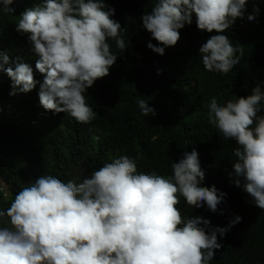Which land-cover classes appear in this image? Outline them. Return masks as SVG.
<instances>
[{"label":"clouds","instance_id":"9594fccd","mask_svg":"<svg viewBox=\"0 0 264 264\" xmlns=\"http://www.w3.org/2000/svg\"><path fill=\"white\" fill-rule=\"evenodd\" d=\"M247 3L157 0L141 16L143 29L158 42L150 40L147 47L165 55L181 39L180 29L195 22L201 32L215 33L199 48L204 69L226 75L244 56L226 33L237 19L255 22L259 17L255 2L246 15ZM105 4L107 0H0V12L17 16L12 31L27 36L32 47L26 58L11 52L9 43H0V80L11 97L31 96L23 102L25 119L15 134L35 133L60 113L82 124L95 119L84 93L110 74L128 47L121 36L124 29L111 18L115 8ZM137 103L145 117L156 115L147 101ZM207 108L208 123L238 145L232 170L223 171L222 186L208 181L214 169L206 167L209 158L195 148L182 157L165 154L172 169L167 177L146 161L154 158L153 151L142 148L126 155L115 146L110 153L118 158L99 163L91 176L80 177L77 166L60 178L43 174L19 192L0 180V191L15 195L0 210V264H209L214 256L222 258L215 255L218 249L241 255V264L251 256L261 259L248 252L245 235L230 240L227 235L249 212L264 213V114L258 115L264 111V90L256 83L238 98L218 103L212 97ZM3 112L0 102V118ZM203 122L185 124L192 128ZM29 145H15L21 150L5 166ZM139 157L145 158L146 169ZM181 198L198 214H181ZM225 209L230 213H222ZM251 264L259 263L253 259Z\"/></svg>","mask_w":264,"mask_h":264},{"label":"trees","instance_id":"16d2710c","mask_svg":"<svg viewBox=\"0 0 264 264\" xmlns=\"http://www.w3.org/2000/svg\"><path fill=\"white\" fill-rule=\"evenodd\" d=\"M107 1L109 4H105L106 7H114L116 10L114 16H112L111 18L118 21L121 25V28L124 29L121 32V36L125 40V43L127 42L126 45L128 44V48L125 50L122 56H118V61L110 69V74L102 78V80H96L94 85L88 89L89 96L85 97L86 103L90 105L97 113L95 119H93L91 123H89L90 126H88V124H83V127L77 128L76 125L80 124L79 122L73 120V117H71L69 114L60 113L56 114L55 116L53 115L52 118H48L43 124L39 125L37 127L38 131L35 133L15 134V129L18 128L25 119V109L23 102L25 99H28L31 96L21 97L19 98V100L17 97H11L9 95L7 84L0 80V102L3 104L4 107V112L2 116L4 118H0V180L6 185V188H9L10 191L17 192L18 190L19 192L25 186H31V183H33L37 178L40 177L37 176V173L33 169L24 168L22 166V158L26 154H33L31 157V161L33 162L37 160L38 156L41 158L38 163L43 162V164L45 165V167L41 171L42 175L51 174L60 178L59 175L64 177L70 171V169H73L74 167L78 166V175L80 177H82L83 175H86V177L91 176L90 173H92L93 170L97 168L99 163L108 159L113 161L115 158H118V156H115L110 153L112 152V149L115 146H119L122 152H124L126 155L133 154L131 150L135 151L137 149L129 148L128 143L130 141L144 142L146 140L147 129L150 131V133L153 134L154 132H158L157 130L167 131L169 129H172L173 131H176L174 132V134H177L178 124L184 125L191 119H200V121L203 120V125L205 123H208L209 112L207 104L210 102V99L212 97H216L218 103L227 101L229 99L238 98L239 95H243L247 92H250L252 87L255 86V84L258 82L261 83L262 90H264V61L262 60L264 59V0H248L246 15L247 13H250L252 11L253 2L257 3L260 8V13L257 21L249 22L246 17L244 19H237L232 28L229 29L226 33L227 35H229L230 39L233 38L235 41L238 42V46L244 49V56L241 58L239 65L234 66L230 70V72L228 73L230 76L228 74V76H226L218 72L206 71L200 60L199 48L201 44L204 43L210 35L215 33L201 32L197 29L195 22H193L192 25H188L185 26L183 29H180L181 39L178 41L177 45L174 47L166 48L165 55L161 56L152 52L149 48L146 47L149 40H151L153 44H157V41L151 37L150 33H147V31L143 29L141 20L142 14L144 12H149L152 6H154V4L157 2V0ZM146 2H148L150 6ZM145 8L147 11L145 10ZM16 21L17 16L15 13L12 14L0 12V43L3 47H6L7 43H9L11 45V52L21 54L24 57L29 58L32 56L30 50V48L32 47L28 43L27 36L23 38L19 35L18 37V35H16L12 31L13 24ZM139 30L140 33H138ZM129 40L134 42L130 43ZM109 43L111 45L112 51L116 52L117 49L115 47L114 41L110 40ZM7 49H9V47H7ZM144 49H146V51ZM1 51L7 50L5 49ZM126 51H129V53H127ZM247 58L249 59V61ZM260 59L263 62H261ZM251 60L254 63L250 62ZM131 61L134 63H132ZM125 63L127 64V66H125ZM249 63H251V65L253 66H251ZM118 66L120 68H118ZM124 67L126 70L124 69ZM193 67L195 68L193 69ZM157 69H162V72L160 74H157ZM117 72L119 73L117 74ZM235 72L241 77L238 76ZM253 73L255 74V76H253ZM231 74H233V77ZM234 74L237 76H234ZM123 76L124 79H122ZM132 77L135 80L132 79ZM126 78H128L129 81L131 80L129 82V85L125 81L127 80L128 82V79ZM137 78L139 80H137ZM228 78L230 79V82ZM249 78H251L252 80ZM134 81L136 84L135 86ZM118 82L121 83V86ZM124 82L126 83V86ZM139 84L141 86H139ZM243 84L245 86H243ZM129 86H134V88ZM220 86L225 89L222 90V87ZM226 90L229 91L227 92ZM138 92L140 94H138ZM138 95L142 97L138 98ZM170 97H175L173 98L175 99L172 102L173 104L171 103L172 99L168 101ZM141 99L147 101L149 106L155 109L156 115L153 116L150 114L148 117L142 115L137 103ZM193 99L194 101L196 99V102L192 101ZM169 102L170 104H168ZM161 103L164 105H162ZM161 105L163 109H161ZM115 106L120 107H117L118 111L114 109ZM125 109L127 110V113ZM189 110L192 114L194 112V115H192ZM203 111L205 112V114ZM162 112L165 115H163ZM202 113L206 116L202 115ZM262 114H264V111L260 113V115ZM118 115L120 116L118 117ZM156 118H158V120L160 121H158ZM149 120L151 121L148 123ZM74 122H76L77 124ZM57 126L59 128H57ZM68 126L70 127L71 131L69 130ZM116 127H118V129ZM113 129H115V132ZM60 131L63 135L60 134ZM112 131L114 132V134ZM67 132L68 134H66ZM213 136L214 133L208 132L205 133V135H202V138ZM65 137L66 139H68L67 141L65 140ZM96 137H99V139H97ZM69 139L71 140L69 141ZM148 142L150 144L152 143L151 140H148ZM160 142H166V140H158L157 144H159ZM27 143H29L30 145L26 150H24L26 154L22 152V154H20V157L17 159L18 163L20 164V168L18 169L13 165L7 166L6 168L4 161L10 155L1 146L14 147L17 144ZM108 145H110L112 149ZM113 145L115 146L113 147ZM104 146L105 150L108 151L107 155L103 154L102 152ZM237 146L238 145L235 143V141H230L228 153L229 158L227 157L222 162V164H220L218 170H214L208 176L209 182L216 183L219 186L223 185V171L232 170V162H234L232 160L235 159V157L232 155V152ZM149 151H153V149L150 148ZM153 152L155 155L153 159L157 161H154L153 167L160 174H162L163 171L167 170L168 168H170L169 171L172 170L171 164L166 161L165 154L168 156H179L181 154V152L176 151V148L165 152L163 147L156 148ZM159 158L162 159L159 160ZM137 159L139 162L142 160V163L146 166L145 158L139 157ZM206 167H211V164L209 165L207 162ZM15 170H18V172ZM17 179H20L21 181ZM22 180H24V184ZM20 184L22 185V188ZM14 186L17 187L14 188ZM3 193V191H0V202L2 203H0V210L7 209L13 200L10 198H14V196L9 197L6 196L5 193ZM242 199H244V197ZM185 204L186 201H181L180 204L177 205V207L180 208ZM262 214L263 213H261L260 215L256 213L252 214L249 212L250 216L248 215L249 217L247 216L246 218L248 222L247 220H245L241 226L233 229L227 235L228 240L234 239L236 236L242 238L243 235H245L248 245V252L255 255H259L260 257L261 254L259 253V251L250 247V239L255 238L254 244L262 243V237H260L259 235V233H261L264 236V216H261ZM260 260H262V258Z\"/></svg>","mask_w":264,"mask_h":264},{"label":"bare ground","instance_id":"6f19581e","mask_svg":"<svg viewBox=\"0 0 264 264\" xmlns=\"http://www.w3.org/2000/svg\"><path fill=\"white\" fill-rule=\"evenodd\" d=\"M146 3H148V2H146ZM154 3H155V1H154ZM153 3V4H154ZM260 3V2H259ZM261 4V3H260ZM148 5H149V3H148ZM126 6V5H125ZM130 6V5H129ZM150 6V5H149ZM153 7V6H152ZM127 8V7H126ZM130 9H131V7H130ZM132 9H133V7H132ZM124 10H125V8H124ZM123 10V11H124ZM145 10H146V8H145ZM147 11V10H146ZM149 11V10H148ZM127 12V11H126ZM129 12V11H128ZM130 13V12H129ZM131 13H132V11H131ZM127 14V13H126ZM125 15V14H124ZM128 15H130V14H128ZM127 17V16H126ZM126 20V19H125ZM135 22V21H134ZM131 28H133V27H131ZM246 30V29H245ZM135 32H138V31H135ZM138 33H140V30H139V32ZM148 33V32H147ZM147 33H146V35H147ZM133 34V33H132ZM137 35V34H136ZM141 35V34H140ZM143 35V34H142ZM131 37V36H130ZM141 37H143V36H141ZM140 38V37H139ZM147 38V37H146ZM129 39V38H128ZM135 39V38H134ZM141 39V38H140ZM130 41V43L131 42H134V41H131V40H129ZM128 41V42H129ZM150 41V40H149ZM191 41V40H190ZM193 41V40H192ZM127 43V42H126ZM129 43V44H130ZM158 43V42H157ZM154 44H156V43H154ZM190 44V43H189ZM189 44H188V46H189ZM128 45V44H127ZM132 46V45H131ZM187 46V45H186ZM147 47V46H146ZM145 47V48H146ZM180 47V46H179ZM184 47V46H183ZM128 48V47H127ZM129 48H130V46H129ZM148 48V47H147ZM130 50V49H129ZM145 51H146V49H144ZM185 50V49H184ZM264 51V50H263ZM127 52V51H126ZM248 52V51H247ZM127 53H129V51L127 52ZM130 55V54H129ZM125 56V55H124ZM259 56H260V54H259ZM261 56H262V54H261ZM255 57V56H254ZM261 58V57H260ZM121 59V58H120ZM131 59V58H130ZM130 59H129V61H130ZM248 59V58H247ZM256 59V58H255ZM262 59V58H261ZM260 59V60H261ZM259 60V59H258ZM257 60V61H258ZM263 61H264V59H262ZM261 60V62H263ZM118 61V60H117ZM121 61V60H120ZM248 61H249V59H248ZM132 62V61H131ZM197 62V61H196ZM250 62H253L252 60L250 61ZM256 62V61H255ZM122 63V62H121ZM132 63H134V62H132ZM254 63V62H253ZM123 64V63H122ZM130 64V63H129ZM250 65H251V63H249ZM264 64V63H263ZM131 65V64H130ZM249 65V66H250ZM258 65H259V63H258ZM121 66H123V65H121ZM125 66H127V64L125 63ZM193 66H195V65H193ZM248 66V67H249ZM251 66H253V65H251ZM118 68H120L119 66H118ZM131 68V67H130ZM129 68V69H130ZM195 67H193V69H194ZM124 69H125V67H124ZM128 69V70H129ZM258 69V68H257ZM264 69V68H263ZM263 69H262V73H263ZM126 70V69H125ZM238 70V69H237ZM117 71V70H116ZM115 71V72H116ZM191 71V70H190ZM235 71V70H234ZM127 72V71H126ZM133 72V71H132ZM257 72V71H256ZM119 72H117V74H118ZM236 73V72H235ZM261 73V74H262ZM116 74V75H117ZM128 74V73H127ZM237 74V73H236ZM250 74V73H249ZM259 74V73H258ZM115 75V74H114ZM131 75V74H130ZM225 75V74H224ZM229 75V74H228ZM227 74H226V76H228ZM232 75V77H233V74H231ZM238 76H240L239 74H237ZM237 75H235L234 74V76H237ZM251 75H252V73H251ZM260 75V74H259ZM112 76V75H111ZM121 76V75H120ZM230 76V75H229ZM253 76H255V74L253 73ZM258 76V75H257ZM130 77V76H129ZM159 77H160V75H159ZM158 77V78H159ZM225 77V76H224ZM241 77V76H240ZM261 77V76H260ZM150 78V77H149ZM254 78V77H253ZM113 79V78H112ZM118 79V78H117ZM119 79H120V77H119ZM122 79H124V76H123V78ZM126 79H128V78H126ZM132 79H134L133 77H132ZM240 79V78H239ZM249 79H251V78H249ZM255 79V78H254ZM259 79V78H258ZM100 80V79H99ZM102 80V79H101ZM135 80V79H134ZM137 80H139L138 78H137ZM226 80V79H225ZM224 80V81H225ZM228 80H229V82H230V79L228 78ZM252 80V79H251ZM264 80V79H263ZM104 81V80H103ZM117 81V80H116ZM123 81V80H122ZM121 81V82H122ZM126 81V83H128V85H129V82L131 81H129V79H128V82H127V80H125ZM254 81V80H253ZM257 81V80H256ZM261 81H262V79H261ZM260 81V82H261ZM103 83V82H102ZM119 83V82H118ZM125 83V82H124ZM123 83V84H124ZM126 83H125V86H126ZM232 83V82H231ZM259 83V82H258ZM133 84V83H132ZM145 84V83H144ZM226 84V83H225ZM119 85L121 86V83H119ZM136 84H135V81H134V86H135ZM224 85V84H223ZM222 85V86H223ZM228 85H229V83H228ZM228 85H227V87H228ZM246 85H248V84H246ZM134 86H129V87H133L134 88ZM139 86H141L140 84H139ZM222 86H220V87H222ZM232 86V85H231ZM243 86H245L244 84H243ZM101 87V86H100ZM128 87V86H127ZM226 87V88H227ZM247 87V86H246ZM251 87V86H250ZM138 88V87H137ZM230 88V87H229ZM141 89V88H140ZM143 89V88H142ZM222 90L223 89H225V88H221ZM231 89V88H230ZM136 90V89H135ZM227 92L229 91V90H226ZM237 91V90H236ZM99 92V91H98ZM127 92H129V91H127ZM117 93V92H116ZM118 94V93H117ZM138 94H140L139 92H138ZM84 96L86 97V96H89V90H87L85 93H84ZM139 96V97H138ZM137 97L138 98H140V97H142V96H140V95H138ZM168 97V96H167ZM167 97H165V98H167ZM135 98H136V96H135ZM137 98V99H138ZM173 98H175V97H173ZM173 98H171L170 97V99L168 100V101H170L171 99H172V101H171V103L173 102V100H175V99H173ZM15 100V99H14ZM18 100H19V98H18ZM180 100V99H179ZM17 101V100H16ZM167 101V100H166ZM192 101H194V99L192 100ZM199 101V100H198ZM14 102V101H13ZM133 102V101H132ZM194 102H196V99H195V101ZM16 103V102H15ZM162 104V103H161ZM168 104H170V102L168 103ZM173 104V103H172ZM175 104V103H174ZM201 104V103H200ZM13 105V104H12ZM162 105H164V104H162ZM162 105H161V107H162ZM188 105V104H187ZM168 106V105H167ZM178 106V105H177ZM180 106V105H179ZM118 108H120L119 106H117ZM116 106H115V108L114 109H118ZM165 107V106H164ZM176 107V106H175ZM174 107V108H175ZM190 107V106H189ZM172 108V107H171ZM183 108H185V107H183ZM182 108V109H183ZM161 109H163V107L161 108ZM167 109H169V108H167ZM113 110V109H112ZM171 110V109H170ZM181 110V109H180ZM194 110H195V108H194ZM194 110H192V111H194ZM118 111V110H117ZM117 111H116V114H117ZM121 111V110H120ZM119 111V112H120ZM123 111H124V108H123ZM122 111V112H123ZM125 111H126V113H127V110L125 109ZM158 111V110H157ZM177 111V110H176ZM188 111V110H187ZM190 111V110H189ZM106 112V111H105ZM109 112V111H108ZM129 112V111H128ZM161 112V111H160ZM166 112V111H165ZM170 112H172V111H170ZM174 112V111H173ZM197 112V111H196ZM199 112V111H198ZM201 112V111H200ZM204 112V111H203ZM111 113V112H110ZM124 113V112H123ZM159 113V112H158ZM163 113V112H162ZM177 113V112H176ZM175 113V114H176ZM190 113H191V111H190ZM207 113V112H206ZM121 114V113H120ZM192 114V113H191ZM199 114V113H198ZM204 114H205V112H204ZM203 113H202V115H204ZM122 115V114H121ZM124 115V114H123ZM126 115V114H125ZM128 115H131V114H128ZM163 115H165L164 113H163ZM192 115H194V112H193V114ZM195 115H196V113H195ZM258 115H260V113L258 114ZM6 116V115H5ZM120 115H118V117H119ZM127 116V115H126ZM201 116V115H200ZM204 116H206V115H204ZM203 116V117H204ZM117 117V118H118ZM125 117V116H124ZM123 117V118H124ZM132 117V116H131ZM134 117V116H133ZM162 117V116H161ZM164 117V116H163ZM194 117V116H193ZM199 117V116H198ZM2 118H4V117H2ZM52 118V117H51ZM69 118V117H68ZM196 118V117H195ZM70 119H71V117H70ZM122 119V118H121ZM132 119V118H131ZM150 119V118H149ZM154 119V118H153ZM157 120H158V118H156ZM160 119V118H159ZM73 120H75L74 118H73ZM73 120H72V122H73ZM123 120V119H122ZM129 120V119H128ZM151 120H152V118H151ZM151 120H149L148 121V123L151 121ZM156 120V121H157ZM50 121V120H49ZM71 121V120H70ZM155 121V122H156ZM158 121H160V120H158ZM157 121V122H158ZM203 121V120H202ZM54 122V121H53ZM153 122V121H152ZM74 123H76V122H74ZM112 123H115V122H112ZM112 123H110V124H112ZM121 123V122H120ZM161 123V122H160ZM204 123V122H203ZM77 124V123H76ZM88 124V126H90V124L89 123H87ZM109 124V123H108ZM157 124V123H156ZM106 125V124H105ZM120 126H122V125H120ZM128 126V125H127ZM139 126H141V125H139ZM138 126V127H139ZM172 126H174V125H172ZM69 127V126H68ZM71 127H72V124H71ZM76 127L77 128H81V127H83V124L82 123H80V124H77L76 125ZM100 127V126H99ZM107 127V126H106ZM119 127V126H118ZM118 127H116L117 129H118ZM125 127V126H124ZM57 128H59L58 126H57ZM74 128V127H73ZM112 128V127H111ZM127 128V127H126ZM129 128V127H128ZM137 128V127H136ZM59 130V129H58ZM69 130L71 131V129H70V127H69ZM104 130V129H103ZM112 130V129H111ZM114 130V132H115V129H113ZM76 131V130H75ZM85 131H86V129H85ZM140 131V130H139ZM158 132H154V134L153 133H150V131L147 129L146 130V140L144 141V142H132V141H130L129 143H128V146H129V148H132V149H142V148H144V149H153V151L156 149V148H160V147H163L164 148V151L165 152H167V151H169V150H171V149H174V148H176V151L177 152H181V154L178 156V157H182V155H183V153L184 152H190L193 148H195L197 151H198V153H199V155H202V156H207L208 158H209V162H208V164L210 165L211 164V167H208L209 169H214V170H218V167L220 166V164H222V162L228 157L229 158V156H228V153H229V147H230V141H232V140H225L224 138H223V136H222V134H220L219 132H218V130L213 126V125H211V124H209V123H205L203 126H194V127H192V128H187L186 127V124H184V125H182V124H178V129H177V134H174V132H176V131H173L172 129H169V130H165V131H162V130H157ZM215 131H217V132H215ZM113 132V131H112ZM114 132H113V134H114ZM208 132H212V133H214V136L213 137H206L205 139H203L202 141H195V138L196 137H198V136H201V135H205V133H208ZM74 133V132H73ZM60 134L61 135H63L62 133H61V131H60ZM66 134H68V132L66 133ZM43 135V134H42ZM48 135V134H47ZM65 135V134H64ZM72 135V134H71ZM71 135H70V137H71ZM57 136H58V134H57ZM151 136V137H150ZM74 137V136H73ZM112 137V136H111ZM24 138V137H23ZM46 138V137H45ZM67 138H68V136H67ZM108 138V137H107ZM40 139H41V137H40ZM44 139V138H43ZM73 139V138H72ZM109 139V138H108ZM162 139H165L166 140V142H160L159 144H157V141L158 140H162ZM65 140L67 141L68 139H66V137H65ZM71 139H69V141H70ZM148 140H151V144L148 142ZM23 141V140H22ZM22 143H24V142H22ZM32 143V142H31ZM66 143H68V142H66ZM20 145V144H19ZM65 145V144H64ZM73 145V144H72ZM111 145V144H110ZM110 145H108L111 149H112V147L110 146ZM115 145H113V147H114ZM7 153H9V155H12L13 153H15V152H18V151H20L21 150V148L19 147V146H14V147H3V146H1ZM68 147V146H67ZM76 149H78V148H76ZM72 152V151H71ZM103 154H105V155H107V152L108 151H106L105 150V146H104V148H103ZM25 153V152H24ZM74 153V152H73ZM160 153V152H159ZM26 154V153H25ZM163 154V153H162ZM32 155L33 154H26V155H24L23 156V158H22V161L23 162H21V163H23L22 164V166L24 167V168H30V169H33L36 173H37V176H41L42 175V169L45 167V165L43 164V162H40V163H38V161L41 159L39 156L37 157V160L36 161H31V157H32ZM159 155V154H158ZM161 155V154H160ZM20 157V156H19ZM94 157V156H93ZM157 157V156H156ZM160 159H162V158H159V160ZM110 160V159H109ZM3 161V160H2ZM11 161V164L13 165V166H15V167H17L18 169L20 168V164L18 163V161L17 160H10ZM51 161V160H50ZM54 161V160H53ZM111 162H112V160H110ZM146 161L147 162H149L150 163V165L153 167V164H154V161L155 162H157L156 160H154V159H151V158H147L146 157ZM232 161H235V159H233ZM73 164V163H72ZM71 164V165H72ZM140 164H141V167L142 168H144V169H146L147 167L142 163V160L140 161ZM2 165V164H1ZM70 165V166H71ZM12 166V167H13ZM74 166V165H73ZM11 167V168H12ZM7 168V167H6ZM10 168V167H9ZM71 170V169H70ZM170 170V168H168L167 170H164L163 171V173L161 174L162 176H165V177H167V176H169V175H171V173H172V170L171 171H169ZM0 171H1V169H0ZM4 171V170H3ZM13 171V170H12ZM15 171H17L18 172V170H15ZM14 171V172H15ZM8 172V171H7ZM5 174V173H4ZM3 174V175H4ZM9 174V173H8ZM30 175V174H29ZM213 175V174H212ZM215 175H216V173H215ZM214 175V176H215ZM14 176V175H13ZM213 177V176H212ZM32 178V177H31ZM9 179V178H8ZM17 180H20V179H17ZM7 181V180H6ZM21 181V180H20ZM23 181V184H24V180H22ZM26 181H28V180H26ZM9 182V181H8ZM11 182V181H10ZM17 183V182H16ZM32 184V183H31ZM14 185H15V183H14ZM26 185V184H25ZM24 185V186H25ZM28 185V184H27ZM18 186V185H17ZM17 186H14V188L15 187H17ZM20 186H21V188H22V185L20 184ZM26 187V186H25ZM17 192H18V190H17ZM4 194V193H3ZM6 195H8V194H6ZM13 196H15V195H13ZM10 199H14L13 197L12 198H10ZM181 201H184V199L183 198H181ZM7 202V201H6ZM1 203V202H0ZM8 203V202H7ZM2 204V203H1ZM4 205V204H3ZM5 206V205H4ZM6 208V207H5ZM180 210H181V214H198V208H193L191 205H188L187 203L184 205V206H181L180 208H179ZM222 213H230L227 209H225V210H223L222 211ZM264 214V213H263ZM261 215V216H264V215ZM260 215V214H259ZM250 216V215H249ZM248 216V217H249ZM258 216V215H257ZM255 218V217H254ZM259 219V218H258ZM247 220V219H246ZM252 221H254V220H252ZM251 221V222H252ZM247 222H248V220H247ZM249 225V224H248ZM243 227V226H242ZM247 229V228H246ZM241 230V229H240ZM238 232V231H237ZM247 234V233H246ZM234 235V234H233ZM237 235V234H236ZM259 235H260V237H262V243L261 244H254L255 243V238H251L250 239V247L252 248V249H257V251H259V253L261 254V258H262V261H264V254H263V251H264V236L261 234V233H259ZM241 236V235H240ZM237 237V236H236ZM237 238H240L239 236L237 237ZM221 255V259H217L215 256H214V259L213 260H211L210 262H209V264H241V262L242 261H240L241 259H242V257H241V255H238V254H235V253H233V254H228V253H225L222 249H218V250H215V255ZM216 255V256H217ZM256 260L259 264H261V260L260 259H258V258H256V257H249V259H247V263L246 264H251V260Z\"/></svg>","mask_w":264,"mask_h":264},{"label":"rangeland","instance_id":"374dc122","mask_svg":"<svg viewBox=\"0 0 264 264\" xmlns=\"http://www.w3.org/2000/svg\"><path fill=\"white\" fill-rule=\"evenodd\" d=\"M0 189L3 190V187L0 185ZM7 194V193H6Z\"/></svg>","mask_w":264,"mask_h":264}]
</instances>
